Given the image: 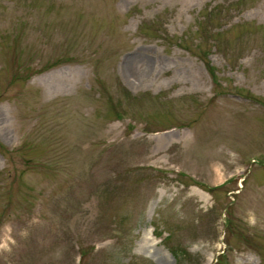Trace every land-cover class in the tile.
Instances as JSON below:
<instances>
[{
  "label": "rangeland",
  "instance_id": "1",
  "mask_svg": "<svg viewBox=\"0 0 264 264\" xmlns=\"http://www.w3.org/2000/svg\"><path fill=\"white\" fill-rule=\"evenodd\" d=\"M0 264H264V0H0Z\"/></svg>",
  "mask_w": 264,
  "mask_h": 264
},
{
  "label": "bare ground",
  "instance_id": "2",
  "mask_svg": "<svg viewBox=\"0 0 264 264\" xmlns=\"http://www.w3.org/2000/svg\"><path fill=\"white\" fill-rule=\"evenodd\" d=\"M135 56L136 55L133 54V55H129V56L125 57V59H124L125 64L126 63L128 64L132 59H134Z\"/></svg>",
  "mask_w": 264,
  "mask_h": 264
}]
</instances>
